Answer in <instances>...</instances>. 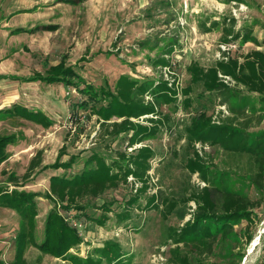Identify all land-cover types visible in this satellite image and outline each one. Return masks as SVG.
I'll use <instances>...</instances> for the list:
<instances>
[{
  "label": "rangeland",
  "instance_id": "374dc122",
  "mask_svg": "<svg viewBox=\"0 0 264 264\" xmlns=\"http://www.w3.org/2000/svg\"><path fill=\"white\" fill-rule=\"evenodd\" d=\"M41 25L58 29L38 31ZM231 25L242 33L251 29L262 46L241 40L222 44L224 30ZM18 28L35 31L14 33ZM254 49L264 52V0H0V110L19 105L52 122L43 127L12 113H0V137L12 141L0 163V196L12 191L34 195L37 243L45 238L51 209L68 215L65 220L72 225L81 222L82 243L71 248L68 256L82 260L100 259V250L113 244L119 246L123 258L102 264H264V188L257 189L252 182L256 172L252 159L208 144L192 146L188 141V129L201 112L216 121L231 116L216 94L191 81L190 64L210 67L223 52L242 56ZM164 59L171 66L159 63ZM60 67L80 77H75V85L51 79L50 71ZM122 75L149 84L170 80L179 92L175 102L159 108L162 125L157 135L132 149H127L124 136L114 141L98 138L101 120L94 114L107 104L101 91L113 90ZM87 87L94 89L99 101L89 97ZM186 88L189 95L182 92ZM244 96L256 113L252 115L250 109L237 123L247 118L252 121L250 133L264 130V96ZM145 120L140 122L147 125ZM143 146L153 150L150 187L131 205L129 219L119 216L140 193L139 186L120 185L99 198H86L81 201L85 211L78 216L63 209L51 194L50 179L76 175L92 153L111 162L117 152L132 153ZM196 150L215 189L232 190L261 203L252 222L224 233L211 250L208 245H176L171 239L172 232L192 218L195 203L186 199L205 186L200 175L188 169ZM71 156L76 158L71 169H53ZM33 160L39 164L27 177ZM167 204L176 205L170 214ZM106 206L108 221L104 225L92 221L101 218ZM22 231L20 214L0 202V264H14L16 238ZM24 258L26 264H71L40 252L30 242Z\"/></svg>",
  "mask_w": 264,
  "mask_h": 264
},
{
  "label": "trees",
  "instance_id": "16d2710c",
  "mask_svg": "<svg viewBox=\"0 0 264 264\" xmlns=\"http://www.w3.org/2000/svg\"><path fill=\"white\" fill-rule=\"evenodd\" d=\"M36 29L56 31L58 27L55 25L39 26ZM34 31L18 28L14 33ZM239 40L252 43L257 47L262 46V42L253 35L251 29L242 33L236 31L233 25L224 30L221 43L229 45ZM159 63L164 67L170 65L165 59L159 60ZM188 71L194 84L201 83L206 92L216 94L220 105L226 106L231 112V116L220 118L218 121L213 116L207 115L205 111L201 112L188 129L189 143L192 146L197 143L208 144L212 147H220L228 153L250 156L256 170L252 182L257 189L263 190L264 130L250 133L251 120L245 118V122H237L250 111L252 105L246 103L244 93L264 96V52L254 49L242 56H232L230 52H223L214 65L203 67L198 62H192ZM50 72L53 73L51 79L64 81L67 85H75V77L80 78L71 69L66 70L63 67L52 69ZM225 78H229L230 81L226 82ZM86 89H91L88 95L93 101H99V98L95 97L98 95L95 94L93 88L87 87ZM182 92L184 95L190 94L189 88L183 89ZM178 94L175 82L170 80H160L149 84L147 81L140 82L129 75H122L113 90L101 91L100 96L107 104L94 112L101 120L98 138L107 137L114 141L124 136L123 142L127 143V149L151 140L157 135L162 125L159 108L162 104L175 102ZM147 96L151 97L149 101L146 100ZM2 112L12 113L43 127H49L52 124L44 114L32 112L19 105L0 110V113ZM250 113L255 115L256 112L251 109ZM143 117L146 118L147 125L140 122ZM258 120L260 124L262 118ZM11 143L8 137H0V163L6 159V148ZM133 152L129 153L126 150L117 152V158L111 162H108L101 154L92 153L86 159L84 168L76 175L70 178L53 176L50 179L51 194L62 203L63 209L78 216V213L82 215L85 211V207L81 206V201L86 198H99L106 191L116 189L120 185L139 186L137 193H140L130 200L127 210L119 216L120 220L129 219L131 205L135 204L140 198L139 195L148 191L150 187L149 172L153 158V150L149 146L136 148ZM195 155L196 158L189 162L188 169L193 174H199L205 186L186 199V202L195 203V210L191 214V220L182 228L172 232L171 239L176 245L193 247L208 245L207 250H211L224 233L230 232L243 222H252L254 211L260 208L261 203L259 200H253L232 190L215 189L214 179L208 174L206 165L197 150ZM75 162V156H71L67 161L57 162L53 165V169L69 170ZM38 164L39 160L31 162L26 173L27 177ZM130 178L133 180L130 181ZM0 202L5 207L17 211L24 225V231L16 238L17 253L14 264H26L24 251L28 242L40 252L68 260L71 264H102L103 260L113 263L123 258L119 246L113 244L106 245L100 250V259L82 260L68 256L71 248L81 245L82 238L79 236L78 228L65 220L68 215L64 217L57 209L49 211L45 223V238L41 243H37L34 233L38 211L34 195L28 192L12 191L10 194H4L3 197L0 196ZM150 202L158 208L154 200ZM166 208L170 214L175 210L176 205L167 204ZM103 210L105 213L99 219L93 220L83 215L87 219L104 225L109 219L107 213L110 209L106 206Z\"/></svg>",
  "mask_w": 264,
  "mask_h": 264
},
{
  "label": "built area",
  "instance_id": "2783aa9c",
  "mask_svg": "<svg viewBox=\"0 0 264 264\" xmlns=\"http://www.w3.org/2000/svg\"><path fill=\"white\" fill-rule=\"evenodd\" d=\"M220 58H221V57H220ZM225 81H226V82H229L230 79H229V78H225ZM222 109H225V108L223 107ZM130 149H132V148H130ZM129 180L132 181L133 179L130 178ZM70 224H71V223H70ZM71 225H72V224H71ZM72 226L78 228V230H81V228L83 227L81 222H78V223H74V222H73V225H72ZM81 232H82V230H81Z\"/></svg>",
  "mask_w": 264,
  "mask_h": 264
},
{
  "label": "crops",
  "instance_id": "0c3cea01",
  "mask_svg": "<svg viewBox=\"0 0 264 264\" xmlns=\"http://www.w3.org/2000/svg\"><path fill=\"white\" fill-rule=\"evenodd\" d=\"M41 26H45V25H41Z\"/></svg>",
  "mask_w": 264,
  "mask_h": 264
}]
</instances>
